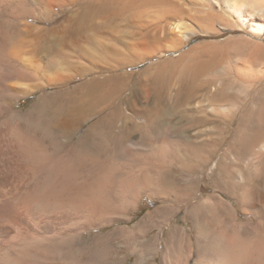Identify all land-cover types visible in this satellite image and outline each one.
<instances>
[{
  "label": "rangeland",
  "instance_id": "obj_1",
  "mask_svg": "<svg viewBox=\"0 0 264 264\" xmlns=\"http://www.w3.org/2000/svg\"><path fill=\"white\" fill-rule=\"evenodd\" d=\"M19 1H0V27L11 31L7 17L21 12L48 20L40 23L49 30L42 51L28 58L36 80L55 84L19 98L16 110L32 111L41 96L54 100L59 115L81 103L82 124L76 133L58 131V142L76 146L83 137L87 147H101V154H71L86 161L82 175L99 196L91 214L89 195L93 229L75 244L89 250L108 238L105 264L126 256L139 264L144 253L148 264H196L197 243L219 239L230 248L241 244L251 264L262 253L264 264V13L239 17L209 0ZM226 87L244 97L230 133L222 121L229 110L219 112L218 104ZM143 112L151 116L145 142L136 125L122 120ZM145 146L159 151L140 153ZM157 158L165 159L162 169ZM162 232L150 260L146 242Z\"/></svg>",
  "mask_w": 264,
  "mask_h": 264
},
{
  "label": "bare ground",
  "instance_id": "obj_2",
  "mask_svg": "<svg viewBox=\"0 0 264 264\" xmlns=\"http://www.w3.org/2000/svg\"><path fill=\"white\" fill-rule=\"evenodd\" d=\"M119 1L124 3L140 0ZM147 1L150 0H141V3ZM151 1L168 4L171 0ZM209 2L208 6L214 5L231 15L239 17H257V15L264 13L262 0H209ZM21 13L24 14L25 12ZM20 14L15 13L11 17L9 16L10 18L7 17L9 23H14L11 31L8 29L7 32H4V27L1 29L3 25L0 21V25H2L0 27V264H105L106 257L103 248L108 238L106 241L101 238L92 241L89 250L75 244L76 236L83 239L84 232L93 229V225H87V222H89L87 216L90 214L91 206L90 208L89 206L86 207V204L88 205L90 200L93 201L94 199L99 202L97 199L99 196L95 198L92 195L93 187L90 182L85 181L88 179L82 175V171L86 167V161L82 160L81 157L72 158L71 156L75 152L80 155L88 153L101 154V147L96 143L92 147H87L83 137L76 146L70 143L60 145L57 139L58 131L64 134L76 133L79 125L82 124L80 123V113L83 106L81 103L80 105L76 103L62 112L60 116L55 114L54 100L50 96H41L39 103L35 105L32 111L24 113L21 110H16L15 101L19 98L33 93L36 89H43L46 85L55 84L53 78H50L45 72L43 73L44 76L50 78L47 77L49 79L48 84L36 80L38 74L33 73L36 66L32 62L33 59L30 58L32 61L29 62L28 58V54H38L39 51H42L40 50V42L49 33V30L46 32L47 30L41 27L40 23H45L48 20L40 19V16L32 14L26 16ZM177 27L180 26L177 25ZM33 56L35 57V55ZM30 79H34L36 82L33 84H30L31 82L27 83ZM256 79L258 78L256 77ZM233 83H237V81ZM93 84V82H90L85 85L93 87ZM257 84V81H253L251 90L255 89ZM229 90L230 87H226L220 92L221 103H218L220 106L219 112H221V109L229 110L228 114L225 113V117L222 115L224 117L222 121L226 125V128H224L226 129L225 133L232 129L231 126L244 98H240V94ZM249 94L250 91L248 90L247 95ZM141 114H144V112L133 119L125 116L122 120H125L127 124L130 121L132 125H136L142 131L143 142H145L144 140L147 137L145 128L151 121V116ZM49 115L50 117H48ZM58 115L61 118L57 119ZM138 118H143L142 124L137 123ZM93 139H96L95 134ZM256 142L258 140L253 143ZM139 150L140 153L151 154V156L159 151L146 146L145 148H139ZM155 162H157V167L162 169L165 159L157 158ZM150 191L155 196L156 190L151 188ZM89 195L94 198L90 199ZM88 199L90 200L88 201ZM95 202L92 207L94 206L96 209L98 203L95 204ZM93 209L91 214L93 211L96 212ZM153 214L148 215L151 221ZM103 223L107 225V223H112V220ZM103 223L101 222L102 226ZM95 225L97 226V224ZM98 225L100 224L98 223ZM175 231V229H172V236L176 235ZM162 239L163 232L146 242L145 247L151 249L150 251L147 249V253L152 251L151 254H153L150 260L156 259L158 251L153 253V250L158 244L161 245ZM199 244L197 243V246H195L199 254L196 264L248 263V261L246 262L248 256L246 258L244 253L246 251L242 249L243 246L239 243L231 244L234 246L232 248L219 239H211L206 246ZM143 256L139 264H148V260H146L148 256L146 258ZM251 261L250 258L248 264H251ZM253 262L263 264L262 253L259 252ZM188 263L186 259L178 258L171 262V264ZM121 264H130L129 257L126 256Z\"/></svg>",
  "mask_w": 264,
  "mask_h": 264
}]
</instances>
